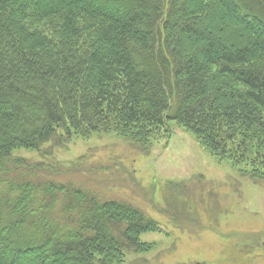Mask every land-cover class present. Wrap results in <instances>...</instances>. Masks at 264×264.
Segmentation results:
<instances>
[{
    "label": "trees",
    "instance_id": "obj_1",
    "mask_svg": "<svg viewBox=\"0 0 264 264\" xmlns=\"http://www.w3.org/2000/svg\"><path fill=\"white\" fill-rule=\"evenodd\" d=\"M172 121L264 181V0H0V264H110L158 229L14 149L58 129L145 147Z\"/></svg>",
    "mask_w": 264,
    "mask_h": 264
},
{
    "label": "rangeland",
    "instance_id": "obj_2",
    "mask_svg": "<svg viewBox=\"0 0 264 264\" xmlns=\"http://www.w3.org/2000/svg\"><path fill=\"white\" fill-rule=\"evenodd\" d=\"M211 28L241 41L227 23ZM11 155L53 163L63 170L52 174L57 180L129 203L157 222V230L140 234L141 250L110 264H264V181L212 154L175 121L145 147L113 132L68 137L58 129L38 149Z\"/></svg>",
    "mask_w": 264,
    "mask_h": 264
},
{
    "label": "water",
    "instance_id": "obj_3",
    "mask_svg": "<svg viewBox=\"0 0 264 264\" xmlns=\"http://www.w3.org/2000/svg\"><path fill=\"white\" fill-rule=\"evenodd\" d=\"M193 264H202V263H200V262H196V263H193Z\"/></svg>",
    "mask_w": 264,
    "mask_h": 264
}]
</instances>
